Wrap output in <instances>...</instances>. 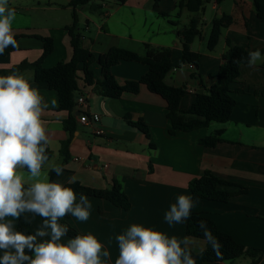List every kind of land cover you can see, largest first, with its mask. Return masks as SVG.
<instances>
[{"label":"crops","instance_id":"crops-1","mask_svg":"<svg viewBox=\"0 0 264 264\" xmlns=\"http://www.w3.org/2000/svg\"><path fill=\"white\" fill-rule=\"evenodd\" d=\"M70 1L8 0L9 7L16 12L12 27L18 48L0 55V76L23 75L49 104L42 120L49 138L47 149L52 155L42 171L49 176L54 166H62L63 173L60 176L55 173L52 182L64 186L69 184L71 177L95 189L108 188L117 180L130 201V208L124 210L107 200L89 198L92 205L89 219L81 222L70 214L69 226L80 235H95L110 252V264H115L118 257L115 237L132 224L162 231L180 240L192 238V252L200 253L206 244L203 239L186 235L185 222L170 227L164 220L170 205L183 194L193 199L191 212L212 219L219 230L237 243L264 250V60L253 67L248 64L240 67L239 76L229 86L234 105L225 122H211L207 127L179 131L174 135L168 133L166 102L148 91L145 85H140L136 93L125 92L118 98H105L95 91L94 85L80 82L75 105L67 111L59 109L54 90L32 80V70L14 69L22 62L32 63L41 57L43 43L37 36L50 40L42 67L51 68L69 61L72 47L66 27L72 23L75 13L81 46L96 56L113 47L140 55L144 54V44L169 48L173 68L163 81L173 87L192 90L180 101V108L188 109L196 91H203V87L209 88L215 83L222 55L227 50L226 40L249 51L260 50L264 56V22L257 18L253 1L223 0L217 4L215 0H206L204 10L196 14L180 10L177 0H95L100 7L97 12H92L89 5L68 6ZM223 13L231 15L233 22L222 29L217 45L210 51L207 40L211 21ZM193 17L199 19V35L190 45L193 52L201 55L197 68L183 63L178 33ZM89 69L96 77L100 76L98 63H92ZM146 71V65L134 61H120L111 68L120 85L139 80ZM195 72L203 87L199 80L191 77ZM79 95L85 99L84 106L76 102ZM53 98L57 100L55 108L50 103ZM84 113L87 116L97 114L99 121L82 124L79 117ZM140 120L148 128V138L129 124ZM65 121L69 129L64 128ZM217 131H221L217 141L200 143ZM64 142H67L66 161L61 153ZM204 171L232 183L217 187L232 196L224 202L193 197L188 183ZM22 215L28 218L32 232L40 228V216L31 212ZM7 219L12 220L15 228L18 219ZM72 238L75 237L64 236L62 242ZM250 261L249 257L242 256L227 264H250ZM256 264H264V256Z\"/></svg>","mask_w":264,"mask_h":264},{"label":"clouds","instance_id":"clouds-1","mask_svg":"<svg viewBox=\"0 0 264 264\" xmlns=\"http://www.w3.org/2000/svg\"><path fill=\"white\" fill-rule=\"evenodd\" d=\"M15 18V9L9 7L8 0H0V55L8 47L18 48L12 27ZM261 60L264 56L260 50L249 52V67ZM50 103L55 108L56 98ZM48 107L39 89L23 75L0 76V264H110V252L91 233L62 242L69 229L58 221L67 214L87 221L92 205L86 194L80 193L77 198L71 187L50 182L48 173L42 171L49 159L46 154L49 138L42 120ZM51 171L60 176L64 169L56 165ZM69 183H76V177H71ZM192 208V197L179 195L164 220L170 227L183 223L190 218ZM27 212L44 218L35 234L15 231L12 220L7 219H19ZM199 226L206 246L211 245L222 259V246L207 222L200 221ZM45 236L50 238L38 242V237ZM115 239L118 243L115 264H196L192 254L194 241L189 237L180 240L132 224ZM26 249L33 255L26 254Z\"/></svg>","mask_w":264,"mask_h":264},{"label":"trees","instance_id":"trees-1","mask_svg":"<svg viewBox=\"0 0 264 264\" xmlns=\"http://www.w3.org/2000/svg\"><path fill=\"white\" fill-rule=\"evenodd\" d=\"M95 0H72L68 6H86L92 12H97L100 7L94 3ZM122 1V0H118ZM223 0H215L217 4ZM257 18L264 22V0H252ZM206 0H177L178 8L184 9L190 13L196 14L204 10ZM165 16V14L162 13ZM233 22V18L229 14H222L218 18L211 21V29L207 40V49L213 50L217 45L222 29L228 27ZM199 19L193 17L188 24L179 30L182 49V61L186 64L197 65L201 55L193 52L190 45L194 38L199 35L198 30ZM70 37L72 47V56L67 62H60L51 68L42 67L41 63L45 54L50 49V40L48 38L37 36L43 43V53L41 57L32 63L22 62L15 66V70L23 71L30 69L33 71L34 82L42 83L47 88L54 90L58 96L59 109L71 110L75 105V95L80 92V82L86 85H94L95 91L105 98H118L123 93H136L140 85H145L148 91L159 95L166 102V116L169 120L170 127L168 133L190 132L196 129L207 127L211 122L223 123L226 121L233 105L234 100L230 95V84L239 76V69L242 65L248 64L249 50L242 46L233 45L226 40L227 50L222 55V62L216 74V81L209 88H204L197 73L191 75L192 78L199 80L202 92H195L193 103L188 109L180 108L181 99L187 94L185 87H173L164 83V76L173 68L172 52L169 48L153 47L144 44V54L140 55L133 51L113 47L106 53L94 55L90 51L81 46V33L78 29L77 16L73 13L72 23L66 27ZM16 40V37H14ZM16 49V48H15ZM12 47L5 49L3 55L15 50ZM120 61H134L147 66V71L136 81H126L120 85L116 82L111 68ZM98 63L100 66V76L96 77L89 69L92 63ZM129 124L141 131L146 138L148 135L147 126L140 120ZM64 128L69 129L68 122H64ZM216 134L208 136L202 140V144H210L218 140ZM67 142L62 143L61 153L66 161ZM48 158L52 155L50 150H46ZM27 170V169H26ZM55 175L54 171L49 172V180L52 182ZM218 185H233L214 176L210 171H204L199 177L193 178L188 183V189L193 197L202 198L211 201H226L232 196V193L222 192ZM71 187L79 198L80 193H84L88 198H100L109 201L112 205L120 207L124 210L130 208V201L122 189L121 184L117 180H113L110 187L105 189H95L81 185L80 183H69L65 185ZM70 214L60 219L58 223L67 225L68 232L65 236L76 237L78 234L67 223ZM41 217V224H43ZM200 221L207 222L208 228L221 244L220 251L222 259L218 258L211 245H207L200 253L192 252L196 258V264H204L210 262H223L247 256L251 259L250 264H256L262 256L264 250L248 248L237 243L230 235L222 232L217 228L214 221L200 213L191 212V216L185 221V233L188 236L203 239V233L200 229ZM15 231L24 234H35L29 228V221L25 222V216L17 220ZM49 236L38 237V242L49 239ZM26 254L33 255L27 249Z\"/></svg>","mask_w":264,"mask_h":264},{"label":"built area","instance_id":"built-area-1","mask_svg":"<svg viewBox=\"0 0 264 264\" xmlns=\"http://www.w3.org/2000/svg\"><path fill=\"white\" fill-rule=\"evenodd\" d=\"M190 67H192L193 65L192 64H188ZM187 92H192V90H189V89H186ZM77 104L78 105H81V106H84L85 104V99L82 95H79L77 100H76ZM79 120L82 124H91V123H97L99 121V116L97 114H91L90 116H87L85 113L82 114L80 117H79ZM98 134L101 133L100 130L97 131Z\"/></svg>","mask_w":264,"mask_h":264},{"label":"water","instance_id":"water-1","mask_svg":"<svg viewBox=\"0 0 264 264\" xmlns=\"http://www.w3.org/2000/svg\"><path fill=\"white\" fill-rule=\"evenodd\" d=\"M195 67L197 68V65H195ZM198 92L200 93V92H202V90H201V89H199V90H198Z\"/></svg>","mask_w":264,"mask_h":264},{"label":"rangeland","instance_id":"rangeland-1","mask_svg":"<svg viewBox=\"0 0 264 264\" xmlns=\"http://www.w3.org/2000/svg\"><path fill=\"white\" fill-rule=\"evenodd\" d=\"M227 4H228V2H227ZM187 13V12H186ZM187 14H189V13H187ZM185 19V15L183 16V20ZM187 23V22H186Z\"/></svg>","mask_w":264,"mask_h":264}]
</instances>
